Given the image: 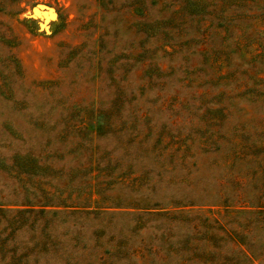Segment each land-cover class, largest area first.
<instances>
[{"label":"rangeland","instance_id":"obj_1","mask_svg":"<svg viewBox=\"0 0 264 264\" xmlns=\"http://www.w3.org/2000/svg\"><path fill=\"white\" fill-rule=\"evenodd\" d=\"M0 264H264V0H0Z\"/></svg>","mask_w":264,"mask_h":264}]
</instances>
